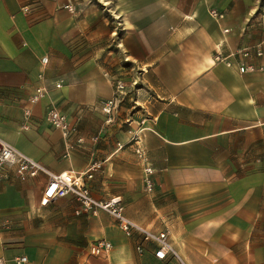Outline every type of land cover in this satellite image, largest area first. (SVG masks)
Here are the masks:
<instances>
[{
	"label": "crops",
	"instance_id": "crops-1",
	"mask_svg": "<svg viewBox=\"0 0 264 264\" xmlns=\"http://www.w3.org/2000/svg\"><path fill=\"white\" fill-rule=\"evenodd\" d=\"M244 47L262 50L245 60L261 70L240 74L215 60ZM124 58L147 70L145 88L107 123L101 104ZM39 88L46 93L34 103ZM52 107L76 126L69 140L46 121ZM132 129L148 163L135 154ZM0 139L55 174L100 164L94 198H118L134 223L168 230L176 252L164 261L151 244L138 252V234L128 237L103 211L77 214L73 196L43 206L47 177L22 182L5 168L4 264L22 256L25 264H264L262 0H0ZM101 240L112 249L90 254Z\"/></svg>",
	"mask_w": 264,
	"mask_h": 264
},
{
	"label": "built area",
	"instance_id": "built-area-1",
	"mask_svg": "<svg viewBox=\"0 0 264 264\" xmlns=\"http://www.w3.org/2000/svg\"><path fill=\"white\" fill-rule=\"evenodd\" d=\"M211 15L215 19H221L224 17V15L216 9L211 10ZM225 32H228V30H225ZM253 53L257 58H260L263 55V52L259 47L255 50H252L250 47H244L228 55L216 52L215 60L217 62H225L229 67L236 65L240 74L254 73L261 70V66L245 62V60L251 59L252 55H254ZM47 62V58L42 59L43 64H47ZM136 83L137 82H134L133 85H136ZM60 86L61 85H57V87ZM45 93L44 89H37L32 97V102H39L45 96ZM126 97L127 85L121 79H115L114 95L111 98L104 100L101 104L102 112L108 117L107 123L113 121L119 105L126 99ZM135 103L137 105V102ZM46 121L52 128L60 130L66 140H69V138L77 132L76 126L70 123L67 115L56 107L49 109L46 115ZM27 128V126H24V129ZM132 130L135 131L134 129ZM140 133L141 132L136 130L131 137L130 142L135 147V154L138 159L148 163L146 147ZM5 168H13L17 177L22 182H28L36 179L39 175L44 174L47 177V182L41 199V204L43 206L48 205L52 200L64 198L66 196H73L79 204L77 214L85 213L96 215L103 211L116 219L120 228L128 237H133L135 234H138L141 238L140 243L137 246L138 252H143L145 244H151L154 246V256L159 261L166 260L168 255H176V252L169 242L168 230H147L134 223L125 216L124 206L118 198H112L107 201H100L94 198L90 190L89 182L94 178L95 172L101 169L100 164L92 165L83 173L65 172L55 174L40 162L23 154L4 140L0 139V181L4 177L3 171ZM145 172L146 188L151 192L154 189V181L152 179L154 169L151 166L146 165ZM111 249V243L101 240L97 244L91 246L90 254L99 256L108 253ZM26 262L27 258L24 256L15 259V264H25ZM0 264H4V262L0 261Z\"/></svg>",
	"mask_w": 264,
	"mask_h": 264
},
{
	"label": "rangeland",
	"instance_id": "rangeland-1",
	"mask_svg": "<svg viewBox=\"0 0 264 264\" xmlns=\"http://www.w3.org/2000/svg\"><path fill=\"white\" fill-rule=\"evenodd\" d=\"M262 3L264 4V0H262ZM123 60L124 65H122V69L119 71L122 74L118 78L127 85L126 99L131 97L135 100L134 95L138 93V90L145 88L144 79L147 75V70L144 69V66L139 65L137 61H133V59L124 58ZM134 82H137L136 85H133Z\"/></svg>",
	"mask_w": 264,
	"mask_h": 264
}]
</instances>
